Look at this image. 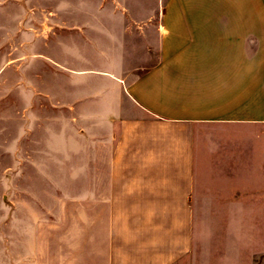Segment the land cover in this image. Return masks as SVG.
I'll use <instances>...</instances> for the list:
<instances>
[{"label":"rangeland","instance_id":"obj_1","mask_svg":"<svg viewBox=\"0 0 264 264\" xmlns=\"http://www.w3.org/2000/svg\"><path fill=\"white\" fill-rule=\"evenodd\" d=\"M166 3L0 0V264L115 259L112 166L124 121L143 115L127 87L159 60ZM211 131L236 150L234 128H198L192 239L171 264H264V167L261 190L215 205Z\"/></svg>","mask_w":264,"mask_h":264},{"label":"crops","instance_id":"obj_2","mask_svg":"<svg viewBox=\"0 0 264 264\" xmlns=\"http://www.w3.org/2000/svg\"><path fill=\"white\" fill-rule=\"evenodd\" d=\"M159 52L127 87L143 115L124 121L112 166L111 264H171L189 249L198 128L236 130L235 151L213 131L204 140L215 205L218 192L262 189L264 0H167Z\"/></svg>","mask_w":264,"mask_h":264}]
</instances>
